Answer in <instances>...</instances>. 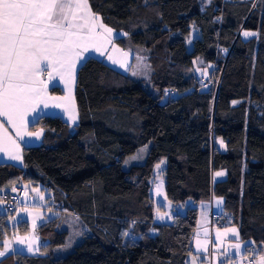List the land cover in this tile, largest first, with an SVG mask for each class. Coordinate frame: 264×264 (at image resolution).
Returning <instances> with one entry per match:
<instances>
[{
    "label": "trees",
    "instance_id": "trees-1",
    "mask_svg": "<svg viewBox=\"0 0 264 264\" xmlns=\"http://www.w3.org/2000/svg\"><path fill=\"white\" fill-rule=\"evenodd\" d=\"M89 2L105 25L127 33L116 38L120 45L145 50L153 91L99 58L82 63L78 123L42 117L45 140L24 149V167L0 163V189L41 185L89 232L56 256L69 233L53 218L40 227L50 239L46 250L18 252L2 264H188L198 206L212 195L224 198L227 226H239L247 248L264 251V0ZM246 30L257 35L245 38ZM196 59L219 66L213 90L191 73ZM147 144L145 161L125 168ZM162 159L167 197L192 201L168 223L155 221L159 205L150 193ZM220 170L226 175L217 179ZM12 215L0 213L1 245ZM128 230L141 237L126 238Z\"/></svg>",
    "mask_w": 264,
    "mask_h": 264
},
{
    "label": "snow or ice",
    "instance_id": "snow-or-ice-1",
    "mask_svg": "<svg viewBox=\"0 0 264 264\" xmlns=\"http://www.w3.org/2000/svg\"><path fill=\"white\" fill-rule=\"evenodd\" d=\"M114 35L120 34H115L114 30L105 25L102 18L92 11L89 0H0V118H6L7 123L15 129L16 138L23 140L28 136L39 139L43 129L35 132L27 130L29 115L36 113V106L40 103L47 107L46 99H60L47 97V84L41 79V73L51 68L61 76L70 74L74 80L77 63L84 61V53L90 48L100 51L105 43H111ZM243 35L255 37L257 33L245 31ZM188 42L191 43V38ZM202 74L206 75V71ZM51 77L52 73L49 72V78ZM56 107L62 105L57 104ZM77 118L73 109L70 119L75 122ZM143 152H146V146L140 150V153ZM0 153H7L11 160H22L20 144L9 135L2 120ZM140 153L131 159H142ZM164 163L165 161L161 160L155 165V169L159 170ZM223 175V172L215 173L216 177ZM160 187L161 185L157 184V191ZM32 191L39 192V189ZM40 199H44L43 193H40ZM3 203L0 200V204ZM22 211L27 212L28 209ZM167 215L161 214L157 209L158 219L163 220ZM32 228L34 232L36 219L33 220ZM204 231L207 235L208 230ZM229 234L235 237L237 242L223 248L222 254L228 256L229 249H232L238 255L248 242H239V232L234 227L225 228L223 232L217 229L216 240L222 242V237ZM37 239L35 236H17L16 242L25 244L27 241V251L38 253L39 247H34ZM207 243L208 241H205L201 245L197 239L198 251L202 248L203 252L207 253ZM2 244L0 264L2 258L15 252L13 244L7 238ZM191 264H197L196 256L192 257ZM256 264H264V256H260Z\"/></svg>",
    "mask_w": 264,
    "mask_h": 264
},
{
    "label": "crops",
    "instance_id": "crops-1",
    "mask_svg": "<svg viewBox=\"0 0 264 264\" xmlns=\"http://www.w3.org/2000/svg\"><path fill=\"white\" fill-rule=\"evenodd\" d=\"M114 33L120 34L119 32L115 30H114ZM119 36H123V35L122 34L114 35L112 37L111 43H105L104 47H102L100 51H96L95 49L90 48L88 52L84 53V56H85L84 61L90 56L99 58L103 60L105 63H107L109 66L114 68L115 70L120 71L124 74H129L135 79L141 80V78H139L138 76L140 73L144 71H148V73H150L151 75V68L148 63V58H147L145 50L143 48L134 47L130 45L128 40H126L128 42L127 46L120 45L116 41V38ZM247 38H250V37H247ZM109 57H111L112 59H109ZM113 61H116L117 63L114 64ZM82 63L81 62L77 63V68L74 74L75 75L74 80L72 79L70 74L65 73L63 76H61V75H58L56 72L52 71L51 68L41 73V79L44 80L45 83L47 84V97L48 98L56 97L60 99H56V100L46 99L45 103H47V107L44 106V103H40L39 105L36 106L37 108L36 113L29 115L27 130L30 132H35V131H39L40 129H43V133L39 139H36L34 137H28V136H25L23 140L16 138L15 129L7 123L6 118H0V120H2L4 123V127L8 130L9 135H11L14 139H17V143L20 144L21 155H22V160L15 161V160H11L7 153H0V163H7V164H12L18 167H24V149L30 146H38L42 144L43 141L45 140V136H46L48 129L45 126H43L41 123H39L42 117L60 116L66 122H68L71 127L75 126L78 123L79 111H78V106H77L76 98H75V90H76L78 69L82 65ZM122 64L124 65L123 67L121 66ZM49 72L52 73L51 79L49 78ZM133 73H136V75H133ZM45 74H48V76L46 77ZM57 104L62 105V107H56ZM73 109L75 110L77 117H78L75 122H73L70 119V113L73 111ZM217 145L222 151L226 149V145L224 141L220 138L217 140ZM218 172L224 173V175L219 176V178H223L226 175L224 170H220ZM33 189H39V192H34L32 191ZM40 193L44 194L43 200L40 199ZM51 196H52V193L49 191H46V189H43V186L41 185L34 186L28 183L27 191L24 194L23 202L21 206L35 205V204H39L42 206L50 205V200H48V198L51 199L52 198ZM215 197L216 196L214 195H212L211 197L212 206L210 205L211 200L201 202L198 206L199 213H198V219H197V224H196L198 227L196 226V228H198L197 232H199V236L197 237V233H193L192 235V243H191L192 250L190 251L188 255V264H191L193 256L197 257V264H244L241 261V256L246 252L247 245L244 248V250L241 251L238 255L234 252V250L229 249L228 256H224L222 254L223 248L227 247L228 245L232 243H236L237 240L235 239V237H232L231 234H229V236L227 237H222V242L217 241L216 240V230H215L216 227L211 228L209 225L210 224V212L211 210L215 212L214 210V202L216 199ZM175 205L177 206L176 209H178L180 212H184L187 206L192 205V201H187L185 205H182V204H175ZM235 226L237 227L236 229H238V232H239V242L244 243L245 241L241 239L239 226L238 225H235ZM209 228L211 230H209ZM205 229L208 230L207 235H205V231H204ZM197 239L200 240L201 245H203L205 241H208L207 253L203 252L202 248L198 251ZM209 242H210V245H209ZM2 248H3V244L2 245L0 244V250H2ZM15 253H18V251L17 252L15 251L14 253H11L10 255L15 254ZM257 255H258V258L260 256H264V251L260 253L257 252ZM3 259L4 258H2V260Z\"/></svg>",
    "mask_w": 264,
    "mask_h": 264
},
{
    "label": "rangeland",
    "instance_id": "rangeland-1",
    "mask_svg": "<svg viewBox=\"0 0 264 264\" xmlns=\"http://www.w3.org/2000/svg\"><path fill=\"white\" fill-rule=\"evenodd\" d=\"M199 2L201 4H207L209 0H199ZM244 32L245 31L241 32V34L243 35ZM222 56L223 54H221V57ZM194 69H198V70L194 71ZM205 71H206V75H203L202 73H204ZM191 73H193L200 80V82L202 83V87L204 89L213 90L215 87H217V81L219 78V66L217 64L206 63L202 59H196L193 62ZM149 76H150V73H148V71H144L140 73L138 76L139 78L145 80V82L147 83L146 87L148 88H149V83H148ZM145 146H146V152L140 153V150L144 149ZM145 146L139 148L136 151V153L126 158L125 161H128V163L124 162L125 168H128L133 164L143 163L145 161V158L150 148V144H147ZM138 153H140V155L143 158L133 161L131 157L134 155H137ZM162 160H164L165 163L161 165V168L159 170L155 169L154 167L153 185L151 187L150 193L152 197H154L155 205H159L156 208L155 221L157 223H168V222H173L175 220V217L181 212L178 209H176L177 206L167 197L166 188H165V178L163 176V169L166 167L167 161L165 159H162ZM216 178L219 179V177H216ZM157 184L161 185L159 191H157ZM27 186H28V183H27ZM215 198H216L214 202L215 212L223 213L225 211L224 198L220 196H216ZM48 200H50V205H47V206H42L39 204L23 205L13 213L12 217H15L16 219L9 220V223H11L10 224L11 229H9L8 231L7 230L4 231L3 240L7 238L13 244L14 248L17 249L15 250L16 252L18 251L25 255H35L37 253V252L29 253L27 251V241L25 242V244L17 243L16 242L17 236L21 238L23 237L31 238L32 236H35L38 239L34 247L38 246L40 250H43V251L46 250V247L48 246L50 239L49 237H46L44 235L43 229L40 227L48 223L53 218L58 219V221H56L55 224H57V227L59 230L66 229L69 233L66 243L61 246H57L55 249H53L56 256L66 255L67 253L71 252L74 249V247L81 241L83 236L89 232L87 226L85 225V223L83 222V220L80 218L79 215L68 212V211H63L57 205H55V201L53 199L48 198ZM210 203L209 204L212 206V199ZM23 209H28V211L27 212L22 211ZM157 209H159V212L161 214H168L165 219L163 220L158 219ZM4 212L6 211H5L4 203H3V204H0V213H4ZM38 216L39 218H37ZM34 219H36V228L33 232L32 223ZM22 224L24 226H21ZM233 227L237 228L235 225H230V226L216 227L215 230L220 229L221 232H223L225 228H233ZM197 230L198 228L195 227L193 233H197ZM209 230L211 229L209 228ZM125 233H128V235H125L126 238L138 239L141 237L138 234L132 233L130 230L126 231ZM155 233H156L155 230H150V234L153 235ZM44 239H45V242H42ZM209 245H210V242H209Z\"/></svg>",
    "mask_w": 264,
    "mask_h": 264
},
{
    "label": "built area",
    "instance_id": "built-area-1",
    "mask_svg": "<svg viewBox=\"0 0 264 264\" xmlns=\"http://www.w3.org/2000/svg\"><path fill=\"white\" fill-rule=\"evenodd\" d=\"M47 77L48 74H45ZM16 190L13 191L12 189ZM27 191V183L19 182L14 184L11 188H6L0 191V199L4 202V208L6 212L14 213L18 208L21 207L23 202L24 194ZM230 220L228 217L221 213L210 212V227H222L229 225ZM257 248L254 245H250L246 252L241 256V261L244 264H256L258 261Z\"/></svg>",
    "mask_w": 264,
    "mask_h": 264
},
{
    "label": "water",
    "instance_id": "water-1",
    "mask_svg": "<svg viewBox=\"0 0 264 264\" xmlns=\"http://www.w3.org/2000/svg\"><path fill=\"white\" fill-rule=\"evenodd\" d=\"M13 226V225H12Z\"/></svg>",
    "mask_w": 264,
    "mask_h": 264
}]
</instances>
